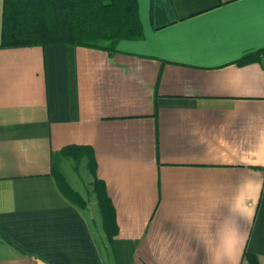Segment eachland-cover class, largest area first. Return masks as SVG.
<instances>
[{"label": "crops", "instance_id": "1", "mask_svg": "<svg viewBox=\"0 0 264 264\" xmlns=\"http://www.w3.org/2000/svg\"><path fill=\"white\" fill-rule=\"evenodd\" d=\"M137 9L142 36L113 54L0 46V264H264V52L240 61L264 49V0ZM68 146L86 147L81 179Z\"/></svg>", "mask_w": 264, "mask_h": 264}, {"label": "trees", "instance_id": "2", "mask_svg": "<svg viewBox=\"0 0 264 264\" xmlns=\"http://www.w3.org/2000/svg\"><path fill=\"white\" fill-rule=\"evenodd\" d=\"M142 36L137 0H3L1 47L71 43L98 47L109 54L116 51L122 38L138 39ZM256 53L243 56L240 61L257 59ZM82 146H68L61 154L70 155L78 161L85 155ZM82 151V152H80ZM78 152V154H75ZM88 155V154H87ZM88 168L95 176V163L89 154ZM53 174L59 190L74 204L84 207L83 198L65 180L57 166ZM101 214L103 230L108 243L116 232L112 205L103 183L93 180ZM250 264H259L253 255H248Z\"/></svg>", "mask_w": 264, "mask_h": 264}, {"label": "rangeland", "instance_id": "3", "mask_svg": "<svg viewBox=\"0 0 264 264\" xmlns=\"http://www.w3.org/2000/svg\"><path fill=\"white\" fill-rule=\"evenodd\" d=\"M74 164V163H73ZM72 162H70V159L69 160H67V162L66 161H64V163H63V167H62V169L64 170V172H66L67 173V175L71 178V176L72 177H77L78 175H77V173L75 174L74 172H73V170H72ZM77 168H78V174H79V177H80V179L82 178V176L85 174L84 173V170H83V165H81V164H79L78 163V165H77ZM61 169V170H62ZM62 170V171H63Z\"/></svg>", "mask_w": 264, "mask_h": 264}, {"label": "water", "instance_id": "4", "mask_svg": "<svg viewBox=\"0 0 264 264\" xmlns=\"http://www.w3.org/2000/svg\"><path fill=\"white\" fill-rule=\"evenodd\" d=\"M37 264H45L43 261H41L40 259H36Z\"/></svg>", "mask_w": 264, "mask_h": 264}]
</instances>
